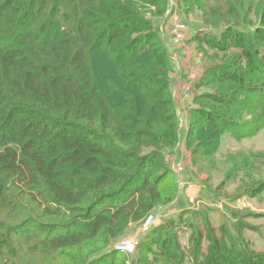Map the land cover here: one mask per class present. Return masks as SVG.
Masks as SVG:
<instances>
[{"label": "trees", "instance_id": "16d2710c", "mask_svg": "<svg viewBox=\"0 0 264 264\" xmlns=\"http://www.w3.org/2000/svg\"><path fill=\"white\" fill-rule=\"evenodd\" d=\"M170 1L0 0V264H264L245 235L264 215L228 203L216 228L178 197ZM178 1L200 23L184 137L208 165L199 199H261L264 151L215 156L223 134L264 129V0ZM171 205L129 257L114 249Z\"/></svg>", "mask_w": 264, "mask_h": 264}, {"label": "rangeland", "instance_id": "374dc122", "mask_svg": "<svg viewBox=\"0 0 264 264\" xmlns=\"http://www.w3.org/2000/svg\"><path fill=\"white\" fill-rule=\"evenodd\" d=\"M178 3V0L170 1L168 11L164 15V19L159 25V33L168 46L172 64L174 65V67H177L175 70L176 73L173 76V87H178L182 83L188 82L187 74L189 73L190 69L194 66H197L201 71V63H203L201 55L196 51V44L193 43L190 39L191 35L195 31V28L197 26H200L199 16L196 14H191L190 16V14L187 15L184 12L179 13L180 8L179 5H177ZM182 6L183 5H181V7ZM177 34H180V38L178 39L176 36ZM197 81L198 80L194 81V83H190L192 88ZM194 93L195 90L193 88V94ZM192 95L186 96L184 95V93L179 92V94L174 97L176 102V112L177 115H179L181 126L180 139L173 150L168 152L166 162L172 170L175 169V171H173L176 175L179 187L178 197L181 196L182 199H184V201L187 204H190V206L193 208H201L203 206L213 208L215 212L212 213L211 219L213 221V225L216 228L221 222H225L223 217H220V212L225 210L224 205L228 203V205L239 207L240 209L246 207L251 209V211L253 212L261 213V215H264V192L261 199H250L249 197H245L246 200H241L240 202L228 201V199L224 197L216 198L215 200L203 199L204 201L199 199L202 191V184L199 181L205 178L208 165L204 157L200 156L199 158H197V166H193L191 162L192 156L186 151L187 149L184 145V137L187 130L186 119L189 114L188 108L192 105ZM221 139L222 143L217 150V155L215 156V159H217L218 161L220 160V162L225 159L228 153H257L259 151H264V129L240 139L231 136L228 133H225L223 134ZM178 165L183 166L182 171L176 170ZM210 173L213 175V185H216L217 183L222 181L223 172L216 173L213 170ZM261 178L264 179V173L262 174ZM228 184L230 186L227 187L228 189L234 187L233 182H230ZM195 185L200 187L197 201H200L201 203H198L197 201L191 203L187 197L188 187H194ZM175 211L176 206L171 205L165 210L152 212L151 214L153 216V224L151 226L160 223L163 219L167 218V216H171L172 214H174ZM248 221L256 225V227H258L257 229L261 232H257L256 230H245L246 237L254 243L255 248H264V216H260L258 218L249 217ZM142 234V227H138L133 232H130L120 238L118 241L133 239L137 245L138 240L142 236ZM181 243L183 246L188 243L187 234H183V236L181 237ZM129 256L125 257L127 258ZM182 264H191V262L187 257V259Z\"/></svg>", "mask_w": 264, "mask_h": 264}, {"label": "built area", "instance_id": "2783aa9c", "mask_svg": "<svg viewBox=\"0 0 264 264\" xmlns=\"http://www.w3.org/2000/svg\"><path fill=\"white\" fill-rule=\"evenodd\" d=\"M176 36H177V39L180 38V34H177ZM200 76H201V71H200L199 67L194 66L193 68H191L189 73L187 74L188 82L182 83L178 87L177 86L174 87V89H173L174 97L176 96L177 91L184 93V95H186V96L192 95L193 94V88L191 87L190 83H194V81L198 80ZM173 170L175 171V169H173ZM176 170L182 171L183 166L178 165ZM199 190H200V187L196 185L190 192L187 193V197L191 203H194L195 201L198 200ZM197 202L201 203L200 201H197ZM192 205H194V204H192ZM219 207H221V206H219ZM152 224H153V216H152V214H148L144 220L143 225H142L143 233L148 228H150ZM135 246H136V242L133 239H126V240H120V241L116 242L114 245V249L118 252L125 254L126 256H129L133 253Z\"/></svg>", "mask_w": 264, "mask_h": 264}, {"label": "crops", "instance_id": "0c3cea01", "mask_svg": "<svg viewBox=\"0 0 264 264\" xmlns=\"http://www.w3.org/2000/svg\"><path fill=\"white\" fill-rule=\"evenodd\" d=\"M179 94V91H177V93H176V96ZM196 186V185H195ZM194 186V187H195ZM194 187H188V191H187V193L188 192H190ZM246 196H242V197H239L238 199H236L235 201L236 202H240L241 200H246V198H245ZM234 208H239V207H234ZM244 208H246V207H244Z\"/></svg>", "mask_w": 264, "mask_h": 264}]
</instances>
